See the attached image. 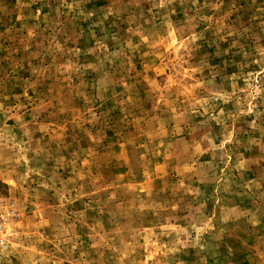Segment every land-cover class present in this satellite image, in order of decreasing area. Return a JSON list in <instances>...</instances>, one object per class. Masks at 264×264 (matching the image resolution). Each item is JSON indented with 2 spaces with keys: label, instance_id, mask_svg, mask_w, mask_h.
Segmentation results:
<instances>
[{
  "label": "rangeland",
  "instance_id": "1",
  "mask_svg": "<svg viewBox=\"0 0 264 264\" xmlns=\"http://www.w3.org/2000/svg\"><path fill=\"white\" fill-rule=\"evenodd\" d=\"M0 264H264V0H0Z\"/></svg>",
  "mask_w": 264,
  "mask_h": 264
},
{
  "label": "built area",
  "instance_id": "2",
  "mask_svg": "<svg viewBox=\"0 0 264 264\" xmlns=\"http://www.w3.org/2000/svg\"><path fill=\"white\" fill-rule=\"evenodd\" d=\"M0 207H1V203H0ZM11 215L12 212H10L9 209L0 211V230H2L3 225L5 224V222H7L10 219Z\"/></svg>",
  "mask_w": 264,
  "mask_h": 264
}]
</instances>
